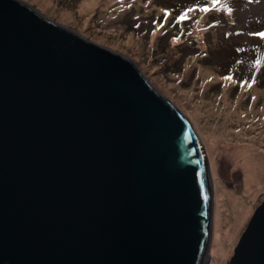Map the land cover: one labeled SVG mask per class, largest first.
<instances>
[{"label": "water", "instance_id": "1", "mask_svg": "<svg viewBox=\"0 0 264 264\" xmlns=\"http://www.w3.org/2000/svg\"><path fill=\"white\" fill-rule=\"evenodd\" d=\"M212 205L186 108L124 52L0 0V264H201ZM226 264H264V198Z\"/></svg>", "mask_w": 264, "mask_h": 264}, {"label": "rangeland", "instance_id": "2", "mask_svg": "<svg viewBox=\"0 0 264 264\" xmlns=\"http://www.w3.org/2000/svg\"><path fill=\"white\" fill-rule=\"evenodd\" d=\"M25 1L88 40L127 54L163 95L187 109L207 153L213 186L208 264H226L264 198V188L252 192L264 183V172L247 190L240 164L229 158V144L239 139L252 146L253 157H260L257 152L264 159V38L254 35L264 32V0H231L230 9L233 2L242 8L209 30L207 48L199 44L200 32L207 30L201 24L224 12L212 0H96L92 6L82 0ZM190 39L197 50L177 63ZM240 205L249 209L243 220L234 221Z\"/></svg>", "mask_w": 264, "mask_h": 264}, {"label": "bare ground", "instance_id": "3", "mask_svg": "<svg viewBox=\"0 0 264 264\" xmlns=\"http://www.w3.org/2000/svg\"><path fill=\"white\" fill-rule=\"evenodd\" d=\"M95 1L96 0H82V2H83L82 5L83 6L84 5L92 6L95 3ZM107 1L110 3L112 0H107ZM232 135L233 136H231V139H233V137L235 138L233 132H232ZM238 141H239V139L238 140L235 139L234 143L229 144L230 145L229 158H230V160L232 161L233 164H236V165L240 164V168L242 169V173H243V178H244L243 180H244L245 188L247 190H249V189H251V186L254 183V181H256V177L258 176L259 172L260 171L264 172V170H263L264 169V159L260 158L262 156L259 155L257 152H255V154L260 156V157L259 158H256V156L253 157L251 155V153L253 151L252 146L248 145V144H240ZM256 184L257 183L255 182V185ZM262 188H264V183L261 185V187H258V188H256L254 186L252 192L254 193L256 190L262 189ZM220 191H221L220 193L222 194V196L225 197V194L227 193L225 191V188L221 187ZM235 199H236V197L235 198L233 197L232 202H230V203H234L235 204V202H236ZM248 209L249 208L247 206L240 205L239 206V211H238L240 214L239 213L236 214V217H235L234 221L238 220L240 217L243 220L244 217L246 216V213H247ZM218 229H220V225L218 226ZM218 237L219 236H216L217 239H218ZM219 245H220V247H218L216 249V252L219 254L218 257L220 258L221 256H223L225 244L222 243V244H219ZM216 259L213 260V261H216ZM208 260H210V257H207V258L204 257V259H203L201 264H208Z\"/></svg>", "mask_w": 264, "mask_h": 264}, {"label": "trees", "instance_id": "4", "mask_svg": "<svg viewBox=\"0 0 264 264\" xmlns=\"http://www.w3.org/2000/svg\"><path fill=\"white\" fill-rule=\"evenodd\" d=\"M214 1V0H212ZM218 5H219V8L218 9H221L220 11H224L226 12L225 14H223L224 12H218V13H212V15H214V20L212 21V23L210 24H206V20L205 22H203L201 25L204 26L207 30H205L204 32H200V36H199V44H201L200 46L202 45H205L206 48L209 46L208 44V41L205 39V37L209 34V30L215 26V25H218V24H221L223 22H225L226 18L228 17L229 13H232L234 10L236 9H241L242 7H239L235 4V2L232 3V8L230 9L231 7V0H218V2H216ZM210 9V8H208ZM216 9V10H218ZM212 12V11H211ZM211 12H208L206 13V15L208 16L209 14H211ZM206 16V18H207ZM218 23V24H217ZM190 43L191 45L190 46H183L182 47V53L180 54V56L177 58V63L184 58V56L186 55V52L188 53H192V52H195L197 49L195 48V45L197 44L196 43V40L194 39H190ZM198 52V51H197ZM176 60V59H175ZM174 60V61H175ZM176 62V61H175ZM256 70V69H255Z\"/></svg>", "mask_w": 264, "mask_h": 264}, {"label": "snow or ice", "instance_id": "5", "mask_svg": "<svg viewBox=\"0 0 264 264\" xmlns=\"http://www.w3.org/2000/svg\"><path fill=\"white\" fill-rule=\"evenodd\" d=\"M218 2V0H214V3ZM204 11H208V9H203ZM183 18V17H182ZM254 35H258L262 38H264V32L255 33ZM228 79H231V77H228Z\"/></svg>", "mask_w": 264, "mask_h": 264}]
</instances>
